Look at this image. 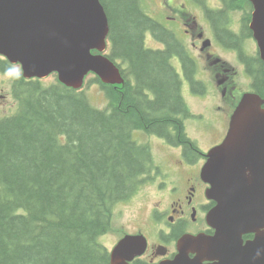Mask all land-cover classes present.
I'll return each mask as SVG.
<instances>
[{
    "label": "trees",
    "instance_id": "16d2710c",
    "mask_svg": "<svg viewBox=\"0 0 264 264\" xmlns=\"http://www.w3.org/2000/svg\"><path fill=\"white\" fill-rule=\"evenodd\" d=\"M102 2L111 26L109 56L128 64L129 78L120 85L92 79L110 101L103 109L61 82H15L20 109L0 122V264H111L100 238L111 229L113 207L153 167L150 146L133 132L182 144L186 156L195 150L185 137L183 117L190 112L168 63L172 50L145 46L153 19L140 0ZM186 68L193 81L194 64ZM262 70H255V86L264 98Z\"/></svg>",
    "mask_w": 264,
    "mask_h": 264
},
{
    "label": "water",
    "instance_id": "95a60500",
    "mask_svg": "<svg viewBox=\"0 0 264 264\" xmlns=\"http://www.w3.org/2000/svg\"><path fill=\"white\" fill-rule=\"evenodd\" d=\"M253 1L252 28L264 60V0ZM109 32L102 0H0V53L20 62L27 77L55 70L63 83L80 87L94 71L105 82H123L119 68L102 54ZM263 103L258 94L245 96L227 140L203 168L211 185L207 197L216 202L207 216L215 233L183 237L177 256L160 264H264ZM250 233L254 237L246 239ZM146 248L143 235H126L112 251L111 264H130Z\"/></svg>",
    "mask_w": 264,
    "mask_h": 264
},
{
    "label": "flooded vegetation",
    "instance_id": "af4514ba",
    "mask_svg": "<svg viewBox=\"0 0 264 264\" xmlns=\"http://www.w3.org/2000/svg\"><path fill=\"white\" fill-rule=\"evenodd\" d=\"M143 1L154 2V14L146 12L154 23V28L149 30L148 34L154 39V51H164L168 47L172 50L168 57V63L175 71L176 66L182 72L180 77L182 81L181 92H183V83H185L188 88L190 85L194 92L204 93V85L200 79L195 77L199 62L204 59L214 75L223 79L222 83H219L223 95L229 91L232 97L228 99L229 95H225L231 110L230 112L228 110L229 113L227 112L228 115L226 114L225 120L220 122L219 130L216 129L215 132L212 127L209 128L210 145L207 149L201 150L198 145L194 144L187 130L186 141L190 140L196 146L192 156L185 155V146L182 144L179 147L168 142L179 147L183 157L187 160L178 158L171 161L175 166L174 169L184 171L187 188L183 194L173 196V200L167 205L162 206L159 202L150 210L154 219V226L159 232V239L153 245L149 244L148 252L144 258L149 261L146 263L156 264L175 256L177 242L182 237L200 234L212 235L214 233V229L210 227L207 221V214L214 203L206 196V189L209 184L202 179L201 169L209 159L207 152L218 145L227 133L229 119L238 99L234 92L238 84L236 75L241 69L250 87L258 92L255 86V70L262 66L264 73V62L261 59L258 43L251 28L254 5L250 1L140 0L141 4ZM173 41L176 43L175 46L171 45ZM212 47H221L228 51L234 63L237 64V69L232 71L230 66L223 64V62L219 63L221 57L215 58L213 56ZM218 59L219 61H217ZM193 64L196 73L193 81H191L186 76V66L189 69L192 68ZM16 67L21 68L19 64L10 63L0 55V74H8ZM16 81L18 79L14 80L10 92L6 89V80L0 81V122L7 116H2V114L11 111L17 105L18 101H16L13 91ZM183 99L185 100V96ZM225 107L229 108L226 104L222 106L223 109ZM223 111L226 112L227 110ZM188 116L183 117L184 125L186 123L184 118H188ZM152 177L154 180H160L158 184L160 189L166 187L165 174L162 172V167L156 163H154ZM160 252H164V254H160Z\"/></svg>",
    "mask_w": 264,
    "mask_h": 264
},
{
    "label": "rangeland",
    "instance_id": "374dc122",
    "mask_svg": "<svg viewBox=\"0 0 264 264\" xmlns=\"http://www.w3.org/2000/svg\"><path fill=\"white\" fill-rule=\"evenodd\" d=\"M144 5L146 6L145 10L147 12L154 14L153 1L144 2ZM149 40L150 44L154 45V39L150 38ZM147 46L154 48L148 44ZM212 52L215 58L221 57L219 58L220 61L219 59L217 60L219 63L223 62V64L225 63L227 66H230L232 71L237 69V64L234 63V60L228 51L221 47H212ZM123 66L126 67L125 64H123ZM20 73L21 71L19 68H13L8 74H0V81L6 80V89L8 92L11 91L13 82ZM93 78H95V76L90 75L88 80L84 82L83 87L85 93L87 92L86 94L89 97L90 103L95 107L103 109L108 102L107 94L100 83L95 81L90 82ZM197 78L207 83V91L202 94L197 93L194 92L189 85V88L184 86L182 94L185 96V100L188 107H190L191 113L194 114L187 119L185 128L188 135L199 142L198 146L202 150L207 149L210 145L209 128L212 127L215 132L216 129L219 130L218 126L220 122L225 120V116L227 117L231 110L225 95H229L228 99L232 97L229 94V91H226V94L223 95V90L219 86V83H222L223 79L214 75L210 66H208L204 59L199 62ZM56 80V75L52 74L49 78L44 79L43 82L49 83ZM236 80L238 84L234 92L237 98L240 97L244 91L252 89L241 69L236 75ZM224 103L229 108L225 107V109H223L222 106L225 105ZM17 107L18 104L11 111L3 113L2 116L14 113L17 110ZM223 110L227 111L224 112ZM134 135L135 139H138L140 143L149 144L151 146L155 162L162 167V172L165 173V179L168 182V185L162 192H160L158 187L160 180H154L153 177V179H148L142 184L129 199L115 205L111 221V230L102 239L100 238L102 243L110 250L126 233L144 232L148 235V238H150L151 243L157 241L159 239V232L153 227L154 224L150 219V210L154 205L157 206V203L159 202L162 206L167 205L173 200V196L183 194L187 188L184 171L174 169L171 163L172 159L177 160L179 158V152L181 151L180 148L167 144L163 139L159 137L158 139L157 136H149L148 133L141 130H136ZM160 139L170 147L174 148L173 150L171 149L167 157H164L163 153L168 152V146L162 145ZM155 153H158V159L156 158Z\"/></svg>",
    "mask_w": 264,
    "mask_h": 264
},
{
    "label": "bare ground",
    "instance_id": "6f19581e",
    "mask_svg": "<svg viewBox=\"0 0 264 264\" xmlns=\"http://www.w3.org/2000/svg\"><path fill=\"white\" fill-rule=\"evenodd\" d=\"M248 1H250L252 4H254V1H253V0H248ZM255 40L258 41V36H257L256 33H255ZM252 90H253V89H249V90H247V91H244V92H243V95L240 96V97H238V99L236 100V102H237L238 104H240V103L244 100L245 96H246L247 94L251 93Z\"/></svg>",
    "mask_w": 264,
    "mask_h": 264
}]
</instances>
